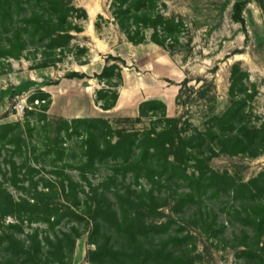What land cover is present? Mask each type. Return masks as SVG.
<instances>
[{
	"label": "rangeland",
	"instance_id": "obj_1",
	"mask_svg": "<svg viewBox=\"0 0 264 264\" xmlns=\"http://www.w3.org/2000/svg\"><path fill=\"white\" fill-rule=\"evenodd\" d=\"M72 1L88 17L74 21L83 31H72L73 38L64 48L45 49L48 41L44 39L14 50L9 40L14 38L13 32L9 33L0 22V126L19 124L16 130L30 150L29 159H18L19 181L12 186V174L5 177L12 167L3 163L11 147L0 144V188L7 187L16 201L25 198L33 202L32 195L41 203L50 201L61 214L51 224L27 222L25 210L29 206L24 204L19 208L22 223L17 222L16 215L0 213V237H3L0 264H9V258L18 264V258H27L25 249L11 236L28 246L36 231L41 241L40 264H98L90 257L97 248L90 238L92 225L72 221L68 211L69 206L74 208V202L79 210L84 209L86 194L80 193L79 205L73 197L68 201L61 195L39 193L48 190L44 187L48 181L55 185L61 180L67 183L66 174L73 175L86 193L93 188L106 195L91 201L93 204L100 202L107 209L110 206L121 219L131 215L146 222L149 228L140 238V247L160 248L161 256L172 252L176 261L169 264H264L257 256L243 253L247 249L244 244L252 242L256 230L253 217L262 213L251 207L239 187L264 172V146L259 155L252 156L224 153L220 144L223 136L238 133L241 123L256 128L264 126V0H159L158 10L178 24L166 41V48L154 42H130L111 14V0ZM237 3L241 4L244 23L234 19ZM35 8L33 1L14 7L11 16L5 15L4 24L11 30L21 28L23 36L28 37L23 28ZM39 37L36 35V40ZM79 47L84 50L79 51ZM121 56L131 63L123 65L112 59ZM154 58L158 63L165 62L167 72L176 70L181 76L155 80L146 70ZM46 62L53 63L45 66ZM113 64L122 68V79L115 72L100 78L104 67ZM74 71L83 77L68 78ZM101 91H105V97L98 100ZM115 93L123 95L125 103L118 109H114L116 105L104 109L103 104L111 102ZM159 94L171 102L170 111L166 105V117L176 121L163 117L159 102L144 105ZM236 105L241 107L240 112L222 121ZM87 117L109 122L114 142L118 140V132L150 131L154 140L146 144L158 156L150 161L149 177L136 178L131 171L125 175L119 159L97 165L98 169L88 173L87 180L80 177L78 170L65 168L66 164L78 166L80 140L77 137L67 140L63 133L62 139L58 138L59 123L63 125V119ZM263 133L256 135V141ZM57 145L71 151L67 150L53 163L54 153H43L51 152ZM134 150L136 154L140 152L138 148ZM228 150L233 147L229 145ZM114 173L116 176L111 178ZM115 192L125 195L118 196ZM259 199L264 200V194ZM40 213L45 216L44 211ZM99 218L101 241L107 235L109 246L129 243L109 210ZM73 227L80 234L76 238ZM65 234L75 238L72 247ZM47 236L63 239L62 261H58L61 256L45 241ZM145 249L141 248V255ZM145 258L146 255L141 259ZM27 264L35 263L28 260ZM101 264L121 263L107 257Z\"/></svg>",
	"mask_w": 264,
	"mask_h": 264
},
{
	"label": "trees",
	"instance_id": "obj_2",
	"mask_svg": "<svg viewBox=\"0 0 264 264\" xmlns=\"http://www.w3.org/2000/svg\"><path fill=\"white\" fill-rule=\"evenodd\" d=\"M35 2L36 8L31 12L26 26L23 28L26 30L25 33L28 37L23 36V30L21 28L9 29L5 24V15L11 16L14 7H21L23 3L29 4ZM159 0H111L110 11L111 14L119 26L121 31L126 35L127 39L133 44H141L146 42H154L163 48H166V41L172 37L173 33L178 29V24L173 19H168L164 16L161 10H158ZM241 4H236V14L234 19L238 22L244 23V18L241 17ZM0 10L3 12L0 14V22L3 26L8 29V32H13V39H9L13 44L14 50H21L30 43H40L44 39H47V44L44 45L45 49L52 50L56 48H64L68 46L73 38L72 31L82 32L83 28L75 23L81 18L86 19L88 17L87 12L83 8H78L74 5L72 0H1ZM50 10V14L46 12ZM74 11H80L81 14L74 15ZM102 19V16H100ZM75 21V22H74ZM9 25L12 26L10 23ZM99 27V23L96 24ZM30 27V28H29ZM40 35L36 40V35ZM79 51H83L84 48L79 47ZM113 60H119L123 65H126V61L121 57H112ZM53 61V60H51ZM53 62L44 63L45 66L51 65ZM115 74L119 79H122V68L119 65H108L105 66L103 72L99 75L100 78H105L109 74ZM68 78H82L83 75L74 71L71 72ZM235 78V72H234ZM105 91L98 93V100L104 99ZM118 93L112 96V101L103 104L104 109H110L116 105L118 100ZM178 101L180 96H177ZM160 103L162 107V115L166 120L176 121L174 118L166 117V104L160 100L145 101L144 105H151ZM240 104V103H237ZM241 107H232L222 118L224 121L228 118H233L240 112ZM141 111V110H140ZM230 114V115H229ZM229 116V117H228ZM63 125L61 122L58 124L57 136L62 139V133L65 135L67 140L77 137L80 140V154L78 166H71V164L64 166L69 169H76L82 179H88V173H95L98 169L99 164L106 160H122L124 166L125 175L129 171L133 173L136 178L146 177L150 175L149 169L152 163L151 159L158 156L157 151L151 152L150 147L146 144L148 140L152 139L151 132L146 131L144 133L132 132V133H121L118 132V140L115 142L113 138V128L109 122L102 118L87 117V118H74L73 120L63 119ZM20 125H14L11 123L3 124L0 126V144L1 147L9 145L11 148L7 149V154L4 162L7 166L12 167V170L5 173V177L8 173L12 174V186H16L19 181L18 159L26 158L29 159L30 150L26 147V143L22 138L21 132L16 130ZM239 132L234 135L223 136L220 139L222 146V152L224 153H249L252 156L259 155L264 146V135H261V139L256 141L255 137L258 134L264 132V126L262 128L250 127L247 124L241 123ZM166 129H164V132ZM161 134V133H160ZM264 134V133H263ZM102 138L103 140H100ZM154 140V139H152ZM58 142V141H57ZM229 145L233 147V150H228ZM26 148H25V147ZM25 148V149H24ZM135 148L140 149L138 154L135 153ZM71 151V148H65L57 145L51 152H45L44 155L54 153L53 163H56L63 155ZM230 151V152H229ZM161 152V150H160ZM2 148H0V155ZM33 154H36V149H33ZM26 159L24 160L26 162ZM158 159L157 161H159ZM22 167V165H21ZM216 174V173H215ZM67 183L65 180H61L59 185H55L48 181L44 187L48 190H42L39 193L41 195H61L65 200L71 197L79 201L80 205V193L86 194L85 208L79 210L76 202L73 207L69 206V214L72 221L81 222L87 221L92 225L90 238L92 242L97 244L96 250L91 252V260L101 264L107 257L118 260L121 264H169V261L175 262L176 257L172 252H169L166 256H161L163 252L160 248L145 249L143 246L140 247L141 237L146 235V231L149 226L146 222H142L138 216L125 215L122 219L119 217L118 212L109 206V209L105 208L100 202L93 204L91 201L99 200V196L106 197L104 193H99L97 189H93L86 193L84 186L75 180L73 175L66 174ZM116 173L112 175L114 178ZM18 179V180H17ZM17 181V182H16ZM246 193L247 201L252 205L251 207L258 208L261 210V215L253 217V223L256 225L252 242L247 244V249L243 250L245 254H251L257 256L261 261H264V200L259 199V196L264 194V172L260 173L257 177L250 179L248 182H243L239 186ZM81 190H80V189ZM238 187L233 191L238 192ZM118 196H124L120 192H115ZM31 200L22 198L20 201H16L13 194L7 187L0 188V213L3 216L16 215L18 223L24 221L23 216L19 210L22 204L29 206V209L25 210L26 221L34 222L44 221L54 224V220L61 216L59 214V208L56 207L52 202H39L37 196L32 195ZM259 202V203H258ZM111 212L114 216L116 223L119 225L118 230L121 235L127 237L128 244H123L121 247L109 246L108 241L110 236L106 240L101 241L99 237L101 235L102 221L99 217L101 215ZM44 211L45 216H41ZM54 219L52 220V218ZM250 217V212H248ZM12 227H18V224H11ZM73 231H77L73 227ZM118 231V232H119ZM75 234V238L80 235L78 231ZM113 235V233H111ZM248 235V234H247ZM70 240L71 247L74 245L75 238L71 234H65ZM11 238L20 243L22 249H25V253L28 255L27 258L22 260L18 258L16 261L18 264H27L28 260L33 261L35 264H40V246L41 241L38 239L37 231L31 236V241L28 246L21 240H17L14 236ZM0 239L3 240L1 236ZM1 241V240H0ZM45 241L52 246L56 251V254L60 255L61 258L58 261H62L64 256V248L62 246L63 239L59 236L53 240L49 236L45 238ZM14 246L13 241L10 242V246ZM27 247V248H26ZM141 248L145 249L144 255L147 258L141 259ZM54 251V253H55ZM50 257V256H49ZM150 257V258H149ZM50 259V258H49ZM13 258H9V264L14 263ZM49 261V260H48ZM100 261V262H99Z\"/></svg>",
	"mask_w": 264,
	"mask_h": 264
},
{
	"label": "crops",
	"instance_id": "obj_3",
	"mask_svg": "<svg viewBox=\"0 0 264 264\" xmlns=\"http://www.w3.org/2000/svg\"><path fill=\"white\" fill-rule=\"evenodd\" d=\"M154 52H157V51L155 50ZM121 57L126 61V64H130L131 63V62H128V59L126 57H124V56H121ZM164 65H165V62L160 61L158 63V62H156V59H155L154 62L150 63V65L146 68L147 74L152 76V78H154L157 81H159L160 78L164 77V76L171 77V78H176V79H178L181 76L180 73L178 71H176V70H171L170 72H167V70L164 67ZM122 73H123V71H122ZM177 81H179V80H177ZM136 87L140 88L141 86H136ZM178 93H179V90H178V92L176 94L178 95ZM122 96L123 95H121L118 98V101H117L116 106L114 107V109H118L123 103H125V101L123 100ZM152 99L160 100V101L164 102L167 105V110L170 111L171 102L168 101V100L166 102V98H164V96L162 94L156 95Z\"/></svg>",
	"mask_w": 264,
	"mask_h": 264
}]
</instances>
